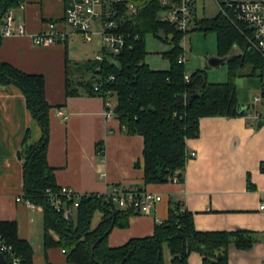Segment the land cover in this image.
Returning a JSON list of instances; mask_svg holds the SVG:
<instances>
[{"label": "crops", "instance_id": "obj_1", "mask_svg": "<svg viewBox=\"0 0 264 264\" xmlns=\"http://www.w3.org/2000/svg\"><path fill=\"white\" fill-rule=\"evenodd\" d=\"M22 3L15 13L25 33L0 36V60L43 77L44 97L50 104L45 160L52 167L55 183L88 193L107 192L116 183L127 189L142 186L160 195L147 213H133L125 227H112L105 238L107 246L151 235L154 225L166 219L172 202L190 213L196 230L249 234L252 241L245 249L227 244L226 264H263L264 207L258 206L264 201V169L259 166L264 161V125L255 127V121L238 114L202 116L196 134L185 138L182 178L142 184L141 135L124 132L114 116L104 117L100 95H64L65 63L92 57L78 41L80 34L64 24V0ZM49 21L58 30H66L65 38L47 45L33 44L29 34L45 29ZM246 79L258 90L256 77ZM236 99L247 105L251 96L247 89L237 87ZM58 107L64 109V119L56 113ZM27 128L26 141L31 143L39 136V128L22 93L12 84L0 85V221H13L17 238L29 243L30 264H70L59 248H42L41 209L27 206L21 198L20 156ZM189 151L193 155L188 156ZM162 254L168 264L166 248ZM185 264H201L200 255L188 253Z\"/></svg>", "mask_w": 264, "mask_h": 264}, {"label": "trees", "instance_id": "obj_2", "mask_svg": "<svg viewBox=\"0 0 264 264\" xmlns=\"http://www.w3.org/2000/svg\"><path fill=\"white\" fill-rule=\"evenodd\" d=\"M22 0H0V18L10 7ZM137 13L123 19L119 29L129 32L127 44L117 53H106L101 60L92 57L64 65V95H113V116L126 133L142 137V184L179 180L186 161L185 138L196 134L202 116L237 115L241 104L236 99L234 77H256L260 84L264 62L251 47L248 30L241 23H232L220 12L211 17H193L183 32L160 20L157 0H133ZM212 29L215 32L217 55L226 56L227 74L224 81H211L202 69H195L184 78L180 36L189 29ZM149 30L170 34L172 47L165 69L150 68L143 61V32ZM136 33L139 37L129 35ZM246 41V42H245ZM238 47L227 54L231 45ZM97 66V68H95ZM246 70L243 71V70ZM111 74L112 77L107 76ZM96 83V89L93 84ZM12 84L22 93L26 108L39 128V136L27 143L28 128L22 138L21 198L41 209L42 248L57 247L70 264H165L162 246L167 250L168 264H185L187 254L196 252L201 264H226L225 250L229 242L237 248L250 246L252 239L244 231H201L193 227L190 213L169 203L165 220L154 225L151 235L130 238L123 244L109 247L105 238L114 226L125 227L127 218L137 213L133 207H115L110 198L89 193L82 195L73 211L63 217L47 203L46 192H57L52 167L45 160L48 133V109L43 77L40 73L24 72L0 60V85ZM98 149H101L97 145ZM138 164V163H136ZM264 169V161L259 163ZM143 189L142 186L140 190ZM94 211L100 216L90 228ZM51 232L57 235L53 239ZM0 236L19 256L21 264H30L29 243L18 239L13 221H0ZM93 245V246H92Z\"/></svg>", "mask_w": 264, "mask_h": 264}, {"label": "built area", "instance_id": "obj_3", "mask_svg": "<svg viewBox=\"0 0 264 264\" xmlns=\"http://www.w3.org/2000/svg\"><path fill=\"white\" fill-rule=\"evenodd\" d=\"M160 5L157 17L172 24L177 30L185 31L192 23L196 0H157ZM217 11L228 18L232 23L238 22L245 27L249 35L246 40L261 56L264 62V0H214ZM19 1L16 7L8 8L0 18V36L24 34L25 29L19 15L15 10L22 7ZM137 13V7L133 0H64L63 21L64 24L82 36L84 41H92L96 38L98 49L92 54L94 60H101L106 53H117L127 44L129 32L119 29L120 22L130 18ZM66 30H58L54 21L47 22L46 28L29 34L30 41L35 45H47L60 42L65 38ZM132 38L139 36L134 32L129 35ZM179 41L182 52L178 54L177 60L183 61L184 39ZM97 68V66H95ZM111 78L112 75L107 76ZM184 78L187 74L184 73ZM97 84H93L96 89ZM108 91L103 96L102 114L104 117L113 116V104ZM264 104V71L256 93L252 94L251 100L242 115L246 118H262L264 114L254 109L257 103ZM56 113L61 119L66 114L63 108L58 107ZM262 122V124H263ZM193 151L187 153L193 155ZM175 179V178H173ZM48 205L54 210L62 213L63 217L70 214L76 207L80 196L88 195V192H77L65 185H58L57 192L45 190ZM110 198L112 204L117 208L133 207L136 211L147 213L158 201L160 195L152 191L134 188L127 189L116 183L109 185L104 193H95ZM27 206H35L24 201ZM264 207V201L258 206ZM0 252L6 264H21L19 256L5 243L0 236ZM264 264V263H263Z\"/></svg>", "mask_w": 264, "mask_h": 264}, {"label": "rangeland", "instance_id": "obj_4", "mask_svg": "<svg viewBox=\"0 0 264 264\" xmlns=\"http://www.w3.org/2000/svg\"><path fill=\"white\" fill-rule=\"evenodd\" d=\"M216 12L217 6L214 0H196L195 13L197 17H211ZM163 34L167 36L166 39H162L161 33L158 30H156V34L149 30L143 32V61L150 68L154 67L158 69H165L168 66V53L172 47V43L169 41L168 34L170 33L168 31H164ZM184 37V60L182 64L183 72L188 75L195 69H202L204 70L208 80L224 81L227 74L226 62L214 66H210L206 62L209 56L217 55L215 32L212 29L203 30L201 28H193L189 29ZM77 38L79 42L86 46L89 54L91 53L92 55L98 49L95 37H93L92 41H84L82 36L79 37L78 35ZM179 38L181 40L182 35ZM231 46H233V44ZM234 50V52H236L239 49L236 47ZM243 71L246 72L245 69ZM246 80V75H236L234 77L235 88L242 87V89H247V92L252 97L251 94L256 93L257 89L253 88V84H247ZM110 99L113 101V95ZM254 109L260 111L261 114H264L263 102L254 105ZM249 120L254 122L255 118L250 117ZM262 125H264V122ZM98 217L99 213L94 211L90 220V228L96 224ZM51 235L57 238V235L54 232H51ZM162 249L165 252L164 246H162Z\"/></svg>", "mask_w": 264, "mask_h": 264}, {"label": "water", "instance_id": "obj_5", "mask_svg": "<svg viewBox=\"0 0 264 264\" xmlns=\"http://www.w3.org/2000/svg\"><path fill=\"white\" fill-rule=\"evenodd\" d=\"M234 48H235L234 46H231L229 51L227 52V54H230L234 50ZM225 58H226V56H215V55H213V56H209L207 58L206 62L209 65L214 66L220 62H223L225 60ZM244 109H245V105H240L238 110H237L238 115H242ZM262 122H263L262 118L255 119V127H259L262 124ZM16 156H18V157L20 156L19 150H16ZM136 190H140V187L137 186ZM66 216L69 218V214H67ZM0 264H6L5 259H4L3 255L1 254V252H0Z\"/></svg>", "mask_w": 264, "mask_h": 264}]
</instances>
